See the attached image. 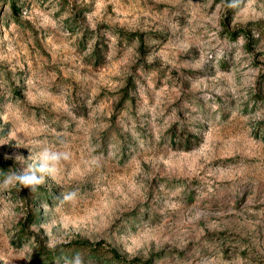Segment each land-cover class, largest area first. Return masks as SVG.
Segmentation results:
<instances>
[{
  "label": "rangeland",
  "instance_id": "rangeland-1",
  "mask_svg": "<svg viewBox=\"0 0 264 264\" xmlns=\"http://www.w3.org/2000/svg\"><path fill=\"white\" fill-rule=\"evenodd\" d=\"M43 147L0 264H264V0H0V181Z\"/></svg>",
  "mask_w": 264,
  "mask_h": 264
},
{
  "label": "clouds",
  "instance_id": "clouds-1",
  "mask_svg": "<svg viewBox=\"0 0 264 264\" xmlns=\"http://www.w3.org/2000/svg\"><path fill=\"white\" fill-rule=\"evenodd\" d=\"M69 158L70 153L67 150L43 147L32 163L18 171L9 172L0 183L8 186L22 185L29 187L31 191H36L44 183L45 174L54 175L58 172L61 164ZM76 196V191H71L65 193L62 199L72 201ZM63 264H89V262L85 260L82 254L77 253L71 258H65Z\"/></svg>",
  "mask_w": 264,
  "mask_h": 264
},
{
  "label": "trees",
  "instance_id": "trees-1",
  "mask_svg": "<svg viewBox=\"0 0 264 264\" xmlns=\"http://www.w3.org/2000/svg\"><path fill=\"white\" fill-rule=\"evenodd\" d=\"M73 245H75L77 247H81L82 249H85V250L88 249V250L95 252L97 254L102 253L104 251L105 253L110 254L115 259H118L122 262H127L125 260V258L121 255V253H119V251L117 249H115L111 246L105 247L103 242L91 243L89 241H78V242H74ZM104 252L102 254H105ZM127 263L128 264H135L132 261L127 262Z\"/></svg>",
  "mask_w": 264,
  "mask_h": 264
}]
</instances>
